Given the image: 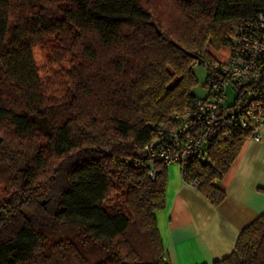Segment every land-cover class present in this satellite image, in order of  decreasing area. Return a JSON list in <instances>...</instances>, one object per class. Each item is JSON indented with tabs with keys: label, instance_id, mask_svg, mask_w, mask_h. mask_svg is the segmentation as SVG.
<instances>
[{
	"label": "trees",
	"instance_id": "1",
	"mask_svg": "<svg viewBox=\"0 0 264 264\" xmlns=\"http://www.w3.org/2000/svg\"><path fill=\"white\" fill-rule=\"evenodd\" d=\"M260 12L264 0H0V264H170L154 216L166 165L152 178L134 162L197 97L194 63ZM50 36L71 64L60 96L33 55ZM248 137L212 141L184 180L218 205ZM211 264H264V214Z\"/></svg>",
	"mask_w": 264,
	"mask_h": 264
},
{
	"label": "built area",
	"instance_id": "2",
	"mask_svg": "<svg viewBox=\"0 0 264 264\" xmlns=\"http://www.w3.org/2000/svg\"><path fill=\"white\" fill-rule=\"evenodd\" d=\"M207 49V47L205 48ZM224 58L197 60L194 68L206 70V95L194 97L179 115L159 124L154 139L143 149V159L134 165L153 178L154 165L177 163L183 177L187 164L208 153L214 140L230 137L232 128L249 132V138L261 140L264 125V12L234 27L231 46ZM230 92V93H229ZM186 181V180H185ZM197 188L199 181H186Z\"/></svg>",
	"mask_w": 264,
	"mask_h": 264
},
{
	"label": "crops",
	"instance_id": "3",
	"mask_svg": "<svg viewBox=\"0 0 264 264\" xmlns=\"http://www.w3.org/2000/svg\"><path fill=\"white\" fill-rule=\"evenodd\" d=\"M261 140L247 138L221 181L224 199L213 205L188 184L177 163L166 166L165 204L155 210L170 264H211L228 255L240 231L264 214V125Z\"/></svg>",
	"mask_w": 264,
	"mask_h": 264
},
{
	"label": "rangeland",
	"instance_id": "4",
	"mask_svg": "<svg viewBox=\"0 0 264 264\" xmlns=\"http://www.w3.org/2000/svg\"><path fill=\"white\" fill-rule=\"evenodd\" d=\"M56 38L48 37L43 44H37L33 47L34 60L38 67L40 78L47 88L48 94L51 96H60L66 88L65 71L70 68L69 58L57 60ZM227 49L221 48L219 51H211L213 56L224 58L223 55ZM197 78V85L192 89L193 94L197 96H205L207 89L205 88L206 70L204 66L193 69ZM230 93V92H229ZM5 191L0 187V197H5Z\"/></svg>",
	"mask_w": 264,
	"mask_h": 264
},
{
	"label": "water",
	"instance_id": "5",
	"mask_svg": "<svg viewBox=\"0 0 264 264\" xmlns=\"http://www.w3.org/2000/svg\"><path fill=\"white\" fill-rule=\"evenodd\" d=\"M193 57H195V56L193 55ZM1 139H2V138L0 137V141H1Z\"/></svg>",
	"mask_w": 264,
	"mask_h": 264
}]
</instances>
